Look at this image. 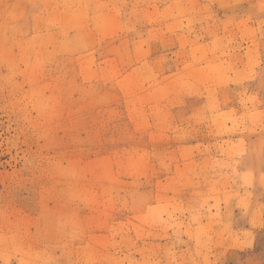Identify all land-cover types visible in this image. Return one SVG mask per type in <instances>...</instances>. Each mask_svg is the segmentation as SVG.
I'll list each match as a JSON object with an SVG mask.
<instances>
[{
    "label": "rangeland",
    "instance_id": "374dc122",
    "mask_svg": "<svg viewBox=\"0 0 264 264\" xmlns=\"http://www.w3.org/2000/svg\"><path fill=\"white\" fill-rule=\"evenodd\" d=\"M0 264H264V0H0Z\"/></svg>",
    "mask_w": 264,
    "mask_h": 264
}]
</instances>
